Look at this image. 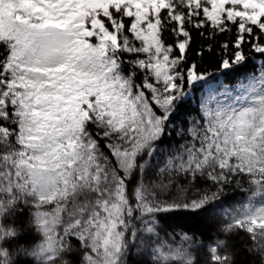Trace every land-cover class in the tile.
Returning <instances> with one entry per match:
<instances>
[{"label":"snow or ice","instance_id":"1","mask_svg":"<svg viewBox=\"0 0 264 264\" xmlns=\"http://www.w3.org/2000/svg\"><path fill=\"white\" fill-rule=\"evenodd\" d=\"M206 53L224 72L264 61V0H0V264H70L74 244L77 264H194V237L160 236L164 214L206 212L237 179L264 195V62L193 98L213 74L190 57ZM193 99L198 118L178 130ZM172 133L181 143L158 160ZM177 179L215 190L160 199Z\"/></svg>","mask_w":264,"mask_h":264},{"label":"trees","instance_id":"2","mask_svg":"<svg viewBox=\"0 0 264 264\" xmlns=\"http://www.w3.org/2000/svg\"><path fill=\"white\" fill-rule=\"evenodd\" d=\"M198 43L193 45V49L198 46ZM218 58L219 53H206L202 59L190 57V60L196 59L202 71L213 74L206 82L195 86L192 91L193 98H198L210 90L220 91L223 87L231 88L239 79L243 78L244 73L255 70L259 75V69L264 62L253 56L250 57L244 68L224 72L217 67ZM209 85H214V89H210ZM197 118L193 99L191 105L186 104L179 109L178 115L175 117L176 127L178 130H182L188 126L183 123L185 120L190 123ZM180 143L181 139L178 134H170V137L162 142L163 146L157 159L163 160L166 154ZM260 167H264V163ZM252 171L255 174L254 178L260 176L257 167L254 166ZM146 182L156 184L157 178L152 172H149ZM164 182L167 183V180ZM181 183L183 182L177 179L174 184L167 187L157 186L155 190L160 199L175 201L180 205L215 190L213 185L203 180L195 184L184 183L183 186H180ZM247 186L246 178L234 180L231 186L226 187L220 193V198L210 204L206 212L194 214L181 209L164 214L159 224L160 236L163 238L165 233L171 236L172 233L187 232L194 237L193 241L184 246L183 252V258L194 261V264H213L207 250L208 246L213 243L218 245V255L222 258L216 264H264V212L258 211L264 209V195L249 200L247 192L238 190L240 187ZM243 206L248 207L246 209ZM28 213L27 208L24 209L23 214H19L17 209L14 216L18 228L29 234L25 242L35 238L31 235L32 226ZM237 219L240 220V225L234 222ZM250 228L251 232L248 231ZM177 243L179 242L177 241ZM74 248L77 250L73 252L70 264H77L81 255L75 244ZM132 254L137 255L135 249L132 250ZM223 257H227V259H223ZM142 259L150 261V249L143 251ZM58 264H63V261H59Z\"/></svg>","mask_w":264,"mask_h":264},{"label":"rangeland","instance_id":"3","mask_svg":"<svg viewBox=\"0 0 264 264\" xmlns=\"http://www.w3.org/2000/svg\"><path fill=\"white\" fill-rule=\"evenodd\" d=\"M210 88L213 89V86H211Z\"/></svg>","mask_w":264,"mask_h":264}]
</instances>
